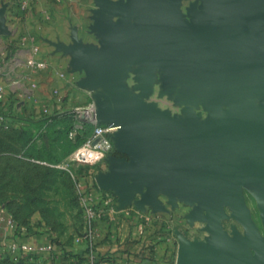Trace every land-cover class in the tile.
Returning a JSON list of instances; mask_svg holds the SVG:
<instances>
[{
  "label": "water",
  "instance_id": "water-1",
  "mask_svg": "<svg viewBox=\"0 0 264 264\" xmlns=\"http://www.w3.org/2000/svg\"><path fill=\"white\" fill-rule=\"evenodd\" d=\"M96 2L92 28L100 47L83 48L76 40L67 47L73 68L86 67L90 84L118 85L128 63L139 59L145 80L159 64L170 88L182 81L181 99L213 106L202 123L190 112L170 120L137 102L117 101L127 109L96 104L95 118L117 127L113 146L124 154L109 155L98 186L113 189L120 206L145 186L138 207L155 205L164 189L200 198L209 213L231 203L243 215L244 184L262 201L264 215V0H195L187 8L190 21L181 17L180 0ZM254 93L257 105L237 106L242 94ZM221 99L237 105L218 115ZM211 230L201 247L185 241L177 264H264V237L252 223H246L247 236L235 231L234 239L218 225Z\"/></svg>",
  "mask_w": 264,
  "mask_h": 264
},
{
  "label": "rangeland",
  "instance_id": "rangeland-1",
  "mask_svg": "<svg viewBox=\"0 0 264 264\" xmlns=\"http://www.w3.org/2000/svg\"><path fill=\"white\" fill-rule=\"evenodd\" d=\"M181 17L190 21L187 9L182 12ZM89 26L93 32L92 25ZM73 69L77 71L78 76L75 80L76 88L87 91V96L84 101L74 103L75 108L69 109L74 111L71 136L76 130L83 129L84 121L93 127L88 115L93 113L96 104L127 109L126 106H119L118 100L137 102L145 108L150 106L156 113H165L170 120L182 119L190 112L192 117L204 123V120L211 118L213 112V106L202 98L195 102L181 99L182 81H176L170 88L164 79L168 72L159 64L154 66L152 75L145 80L140 72L141 60L136 59L128 63L127 68L118 77V85L90 84L86 67ZM208 86L210 85H204V90ZM204 90L201 91V97H204ZM64 97L60 101V109L64 108L66 96ZM242 99L241 105L232 100L221 99L216 112L220 115L221 112L233 111L236 105L244 108L247 103L257 105L259 102L255 93L242 94ZM33 117H23L0 109V206L8 207L22 220L21 226L29 235L46 233L45 236L55 237L64 247L73 251L77 250L80 243L86 245L87 224L80 194L83 189L94 193L100 189L111 197L107 205L115 210L110 214L104 212L98 218L107 225L102 238L118 243L119 240L128 238L136 241L135 237L138 235L139 239H143V243L134 251L150 256L159 253L164 262L162 264H177L178 254L185 241L195 242L200 247L207 243L213 225H218L224 235L234 239L235 231L247 236L246 223L250 222L258 234L264 237L262 201L245 187L241 190L245 207L243 215H238L237 209L231 203L222 204L220 212L215 210L214 213H209L207 207L201 205L200 198L181 196L177 192L171 194L164 189L157 191L155 205L144 202L142 207H138L137 203L146 190L145 186L133 189L130 202L120 206L118 194L111 188L99 187L96 180L100 174L109 171L108 157L113 153L114 146L101 161L93 165H73L69 170L42 167L30 162L24 157L26 152L56 162L69 154L63 150L62 145L58 146L53 142L55 133L52 130L47 132L46 137L42 136L44 127H39ZM34 137L45 140L36 144L35 149L29 146ZM96 205L99 206V202ZM129 206L133 208H128ZM139 223H142V228L141 233L137 234L135 232ZM251 250L254 251V247H251ZM123 251L129 249L123 248ZM77 262L76 257L58 256L52 264ZM0 264L45 263L41 259L32 262L29 256H23L21 253L14 255L2 251Z\"/></svg>",
  "mask_w": 264,
  "mask_h": 264
},
{
  "label": "crops",
  "instance_id": "crops-1",
  "mask_svg": "<svg viewBox=\"0 0 264 264\" xmlns=\"http://www.w3.org/2000/svg\"><path fill=\"white\" fill-rule=\"evenodd\" d=\"M20 1L0 0V109L23 117H38L53 110L75 108L74 103L86 99L87 91L76 88L77 71L73 69L71 52L67 47L75 40L83 48L100 47L97 30L92 32L89 26L94 24L93 16L100 10L99 5L96 0H30L29 6L23 9L19 6ZM194 1L180 0V11L185 12ZM109 18L116 20L119 15H111ZM1 21L6 31L1 26ZM29 57L43 60L45 66H29L26 63ZM64 96L65 105L60 109V101ZM58 97H61L60 101H57ZM116 156L122 157L124 154ZM96 199L95 196L94 200ZM7 219L8 213L0 212V242H8L23 237L24 234L37 242L49 241L46 233L29 235L21 227L10 226ZM92 228L95 231L94 247L105 254L103 258H98L96 264H143L144 259L148 262L153 260V264L163 262L159 253L150 256L134 251L143 243L138 235L135 237L136 241L128 238L117 243L102 238L107 225L98 218L93 221ZM85 246V243H80L77 250L81 251ZM123 248H128L129 251H123ZM2 251L10 252L0 249ZM19 253L29 256L32 262L44 260L45 264H52L60 256L51 252L20 251L14 252V255ZM141 257L145 258L142 260ZM84 263L85 260H82L76 264Z\"/></svg>",
  "mask_w": 264,
  "mask_h": 264
},
{
  "label": "built area",
  "instance_id": "built-area-1",
  "mask_svg": "<svg viewBox=\"0 0 264 264\" xmlns=\"http://www.w3.org/2000/svg\"><path fill=\"white\" fill-rule=\"evenodd\" d=\"M30 0H21L19 2V6L23 9L29 6ZM24 39V38H23ZM26 63L31 67H44L45 62L43 60H39L33 57H29L26 59ZM61 97H58L57 101H60ZM94 109V108H93ZM88 119L93 124V127L90 133L86 136V138L76 146L63 160L53 163L52 165L55 167H60L64 169H70L73 165H93L99 161H101L107 153L113 147V141L111 138V133L117 129L116 126L108 124V123H99L95 118L94 114L91 113L88 115ZM72 134V132H71ZM74 178L78 180V178L73 174ZM81 182L78 181V185ZM93 186H96L95 183H92ZM100 191V189H99ZM95 196L97 197V201L94 200ZM111 197L107 194V192L102 193L101 191L96 195L93 191L86 192L84 189L80 194V201L83 207L85 222L87 224V232L86 236L88 238L87 244L89 245V251L86 254L87 257L85 259L84 264H96L97 256H96V248L94 247V235L95 231L92 228V223L96 218H99L102 213H114L115 210L113 207H109ZM99 202V206L96 203ZM1 214L7 212L8 213V223L10 226H15L16 228H23L21 225H17L16 221L12 218L9 212L3 207L0 206ZM142 223H139L137 226V234L141 233ZM17 229H15L16 231ZM23 237L14 238L10 241L2 240L0 242L1 250H8L12 253L14 252H23V253H45L51 252L54 253V245L50 241L48 242H37L32 239V237ZM56 253V252H55ZM54 253V254H55ZM143 264H150L144 263Z\"/></svg>",
  "mask_w": 264,
  "mask_h": 264
},
{
  "label": "trees",
  "instance_id": "trees-1",
  "mask_svg": "<svg viewBox=\"0 0 264 264\" xmlns=\"http://www.w3.org/2000/svg\"><path fill=\"white\" fill-rule=\"evenodd\" d=\"M35 118L34 121L36 124L39 125V127H44L43 129V134L44 137L48 135V131L52 130L55 133V136L52 138L58 146L62 145L63 150L66 153H70L77 145H79L85 138L86 136L90 133L91 131V124L88 122L83 123V129L81 131H75L74 135H70V132L73 130V120H74V111L72 110H53L52 112L48 114H43L38 117H33ZM44 138H35L32 140V142L29 144V146H32L35 149V145L41 142H44ZM32 151V149H31ZM115 155H123V153L117 151L116 149L112 150ZM24 157L28 159L30 162L42 166V167H50V168H57L53 166V163H56V161H51L44 159L39 156H33L31 152H26ZM23 157V158H24ZM24 158V159H25ZM63 160V159H62ZM9 214L12 216V218L16 221L17 225H22L23 221L18 219L16 215L10 211V209L6 206H3ZM49 241L53 243L54 245V251L56 254H60V256L67 257V258H72L76 257L78 261L85 260L87 257V253L89 251V245L86 243V246L83 247L81 251L79 250H71L69 248L64 247L58 239L55 237L47 236ZM54 252V253H55ZM105 254L100 253L99 251L96 250V256L97 258H103ZM145 257H141L143 260ZM144 263L148 262L146 259L143 260ZM148 263L153 264V260L149 261Z\"/></svg>",
  "mask_w": 264,
  "mask_h": 264
},
{
  "label": "bare ground",
  "instance_id": "bare-ground-1",
  "mask_svg": "<svg viewBox=\"0 0 264 264\" xmlns=\"http://www.w3.org/2000/svg\"><path fill=\"white\" fill-rule=\"evenodd\" d=\"M243 187L247 188L250 192H252L253 194H255L253 191H251L246 185L242 184Z\"/></svg>",
  "mask_w": 264,
  "mask_h": 264
}]
</instances>
